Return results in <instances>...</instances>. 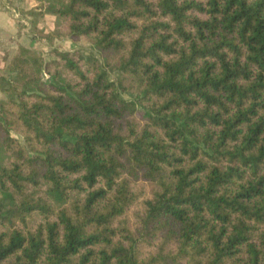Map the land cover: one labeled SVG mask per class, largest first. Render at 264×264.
<instances>
[{
    "label": "trees",
    "instance_id": "trees-1",
    "mask_svg": "<svg viewBox=\"0 0 264 264\" xmlns=\"http://www.w3.org/2000/svg\"><path fill=\"white\" fill-rule=\"evenodd\" d=\"M33 1L93 51L0 55V264H264V0Z\"/></svg>",
    "mask_w": 264,
    "mask_h": 264
},
{
    "label": "rangeland",
    "instance_id": "rangeland-1",
    "mask_svg": "<svg viewBox=\"0 0 264 264\" xmlns=\"http://www.w3.org/2000/svg\"><path fill=\"white\" fill-rule=\"evenodd\" d=\"M8 2H13L14 0H0L1 3V7L2 4L4 7H2V9H4V11H6L7 13H9L10 15H12V17L14 18V21L16 22V26L18 27V30L20 32H23V29L27 30L25 33L26 39H27V44H29L27 46V48H31L34 51H40L42 52L46 58H48L49 52L51 49L55 48L61 51H73V50H77L80 49L82 50L84 53H90L92 50L91 46L89 44L86 43L85 40H80L78 42H71L70 40L67 39H62V40H56L54 41L51 45L48 44L46 41H40L38 39H35V43L34 45H31V41H33L34 39L33 37V32L30 28V22L32 21L38 24V27L43 29L45 32H49L53 29L54 27V22L55 19L52 16H46L43 19H39V18H34L32 17L31 19L26 17V16H20L18 14V12L16 11V9L14 7L8 6L7 3ZM12 4V3H11ZM20 23V24H18ZM24 27H22V26ZM1 58H2V63H7V59H9V56L7 54V56L0 54ZM4 99V95H2L0 93V101Z\"/></svg>",
    "mask_w": 264,
    "mask_h": 264
},
{
    "label": "crops",
    "instance_id": "crops-1",
    "mask_svg": "<svg viewBox=\"0 0 264 264\" xmlns=\"http://www.w3.org/2000/svg\"><path fill=\"white\" fill-rule=\"evenodd\" d=\"M15 9H21L27 11L36 6V2L33 0H14V3L11 2ZM23 32L27 33L26 29H23ZM20 32L16 26V22L12 15L4 11L0 3V54L9 56L7 62L15 54L16 48L18 45L27 47V39L25 33ZM31 45L36 44L35 40L31 41Z\"/></svg>",
    "mask_w": 264,
    "mask_h": 264
}]
</instances>
